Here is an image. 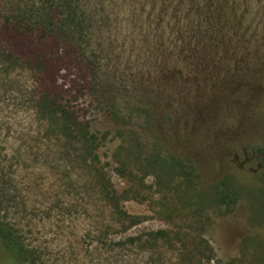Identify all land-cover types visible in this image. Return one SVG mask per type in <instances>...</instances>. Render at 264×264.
<instances>
[{
	"label": "rangeland",
	"instance_id": "rangeland-1",
	"mask_svg": "<svg viewBox=\"0 0 264 264\" xmlns=\"http://www.w3.org/2000/svg\"><path fill=\"white\" fill-rule=\"evenodd\" d=\"M74 1L89 30L86 70L61 71L57 84L69 101L78 81L72 106L97 164H83L77 147L65 159L22 105L29 97L16 93L0 106V163L12 164L15 198L3 222L46 264H179L178 251L195 245L209 250L202 264H264V0ZM133 138L138 152L127 168L118 154ZM20 148L31 154L12 158ZM150 153L168 161L164 180L159 170L137 169L138 155ZM95 171L138 225L108 228ZM130 178L143 186L120 198L135 192ZM104 229L114 243L160 230L179 235L156 260L136 243L103 246ZM0 257L10 264L1 247Z\"/></svg>",
	"mask_w": 264,
	"mask_h": 264
},
{
	"label": "trees",
	"instance_id": "trees-1",
	"mask_svg": "<svg viewBox=\"0 0 264 264\" xmlns=\"http://www.w3.org/2000/svg\"><path fill=\"white\" fill-rule=\"evenodd\" d=\"M60 3L57 5L56 3ZM74 0H0V106H10L15 100L16 93L24 92L22 105L32 110L36 120L42 124L45 129L46 140L61 144L60 152L65 154L68 159L69 152L82 150L83 155L79 160L85 164L86 161L95 167L97 156L94 155V139L88 137L87 124L79 121L76 111L72 106L78 95V81L71 80L73 92H70L69 101L64 100L69 92L57 84L59 72L72 69L82 73L86 70L84 63L85 50L82 41L89 39V30L84 26L81 20L83 15L75 5ZM62 10L64 14L59 16ZM92 67L89 71H94ZM29 78L32 82L26 90L23 80ZM2 117H0V123ZM12 127V125L10 124ZM9 127V128H11ZM3 127L0 128V131ZM7 130V128H6ZM11 129H9L10 131ZM138 141L133 138V144L125 151L118 154L120 163L128 168L130 161L136 162L135 156ZM88 145V146H87ZM18 154H10L12 158L18 159L28 157L31 150L20 148ZM10 157V156H9ZM9 157L5 156L7 160ZM11 159V158H10ZM167 160L156 153L142 156L138 155L137 169L142 173L144 171L154 172L159 170V179L165 178L162 164L167 165ZM7 163V162H6ZM0 163V247L6 253L10 264H46L41 258L40 252L36 248H26L20 245L14 234L15 230L10 224L4 221L8 215V206L13 203L15 198L11 196L12 186V164ZM67 167V166H65ZM180 171L185 170L179 164ZM11 169V170H10ZM120 173V172H119ZM95 171L94 178L97 181L98 190L102 199L104 208L108 211L110 222L108 228H117L126 232L140 223V219L135 216H129L119 205V197L110 187L104 174ZM193 172L187 170L184 172L185 178H191ZM99 179H98V178ZM187 179V180H188ZM132 189L120 195V198L126 199L129 193H136L139 184L130 178ZM188 185V184H187ZM13 192V191H12ZM204 201L206 198L201 197ZM168 213L167 217L173 218L174 212L163 208L160 213ZM108 229L100 232L99 241L111 247H128L131 244H138L139 251L145 256L155 257L160 260L161 253L173 248L174 239L178 237V232L156 231L148 234L144 233L137 237H130L122 242L114 243L109 239ZM109 240V241H108ZM195 245L193 252L186 250L178 251L179 264H202L203 259L207 258V253L199 252ZM151 259V258H150ZM158 264H164L160 260Z\"/></svg>",
	"mask_w": 264,
	"mask_h": 264
},
{
	"label": "flooded vegetation",
	"instance_id": "flooded-vegetation-1",
	"mask_svg": "<svg viewBox=\"0 0 264 264\" xmlns=\"http://www.w3.org/2000/svg\"><path fill=\"white\" fill-rule=\"evenodd\" d=\"M0 264H6V262L0 259Z\"/></svg>",
	"mask_w": 264,
	"mask_h": 264
}]
</instances>
